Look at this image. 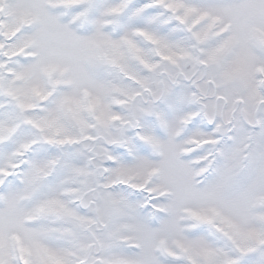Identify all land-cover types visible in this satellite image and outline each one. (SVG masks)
I'll return each mask as SVG.
<instances>
[{
	"label": "snow or ice",
	"instance_id": "snow-or-ice-1",
	"mask_svg": "<svg viewBox=\"0 0 264 264\" xmlns=\"http://www.w3.org/2000/svg\"><path fill=\"white\" fill-rule=\"evenodd\" d=\"M0 264H264V0H0Z\"/></svg>",
	"mask_w": 264,
	"mask_h": 264
}]
</instances>
